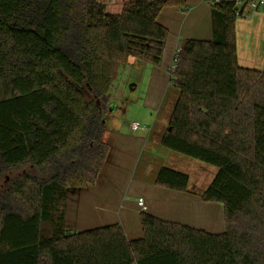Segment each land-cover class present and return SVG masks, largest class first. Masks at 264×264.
Segmentation results:
<instances>
[{
    "label": "trees",
    "instance_id": "trees-1",
    "mask_svg": "<svg viewBox=\"0 0 264 264\" xmlns=\"http://www.w3.org/2000/svg\"><path fill=\"white\" fill-rule=\"evenodd\" d=\"M166 7L187 5L135 1L111 15L98 0H0V264H264V71L239 65L227 2L211 6L213 40L175 55L179 95L161 138L219 169L201 198L223 205L225 231L142 213L139 240L119 224L65 234L68 190L95 185L108 158L120 68L162 63ZM155 184L186 192L190 177L162 167Z\"/></svg>",
    "mask_w": 264,
    "mask_h": 264
},
{
    "label": "crops",
    "instance_id": "crops-1",
    "mask_svg": "<svg viewBox=\"0 0 264 264\" xmlns=\"http://www.w3.org/2000/svg\"><path fill=\"white\" fill-rule=\"evenodd\" d=\"M98 1L106 14L113 15L120 14L127 3L144 0ZM185 1L186 8L166 7L158 16V23L169 32L161 65L156 67L130 58L128 64L120 68L119 77L110 92L111 102L115 107L111 112L117 111L125 103H135L134 97L125 98L122 95V86L125 84L126 88L130 87L131 91H135L140 85V77H143L141 86L147 87L142 108L145 109V99L148 97L150 100L157 97L154 101L158 108L166 99V91L172 86L169 70L181 43L186 40H213L211 5L207 0ZM236 39L239 65L264 71V10L238 18ZM122 75H125V81L117 86ZM152 89L157 93H151ZM145 113L147 114L146 109ZM136 121L139 122L136 118L121 119L112 117V114L106 117L109 130L105 139L110 146L108 158L95 185L68 190L65 234L70 236L119 224L129 241L139 240L143 237L142 213L212 234L223 233L224 207L219 203L202 200L204 192L201 188L206 182L204 178L195 185L194 190L190 189V184L186 192L155 184L158 171L164 167L162 164L176 162L182 166L185 162L178 157H172L170 162L156 159L160 157L154 152L161 151L159 142L163 135L160 136L157 132L155 134L157 122L155 121V125L148 120L145 122L143 117L141 121L148 125L149 130L134 131L132 123ZM144 158L148 160V166L145 173L138 176ZM140 199H143L145 209L140 206Z\"/></svg>",
    "mask_w": 264,
    "mask_h": 264
},
{
    "label": "rangeland",
    "instance_id": "rangeland-1",
    "mask_svg": "<svg viewBox=\"0 0 264 264\" xmlns=\"http://www.w3.org/2000/svg\"><path fill=\"white\" fill-rule=\"evenodd\" d=\"M172 63L173 62H171V66H172ZM119 74H120V70H119ZM142 80H143V77H140V82H139L140 85L138 86V88L135 91H131L132 89H130V87L126 88L125 84L122 86L123 87L122 92H121L122 95L125 98L134 97L135 103H125V105H122L117 111H115V112L110 111L109 115L112 114V117L113 116L114 117H121V119L123 118V119H129V120L136 118L141 123L142 126L146 125L145 123H143V121H141V118H143V117H144L145 122H146V120H148L150 123L154 124L156 121L157 123H156V127H155V134L157 132L161 136L168 129L170 116L172 114L175 103L178 99L179 92L174 87L170 86L169 90L166 91L167 93H165V94H167L166 99L164 100V102H162L160 105H158L159 106L158 108L155 107V101H154L157 97L154 98L153 100H150V97L146 98L145 99V102H146L145 109L147 112V114H146L145 109L142 108V106L144 103L143 99L145 98V95L147 93L146 92L147 87L141 86ZM122 81H125V75H122V77L119 78L117 86L119 84H121ZM168 85H170V84L168 83ZM150 92L151 93H157L153 89L150 90ZM157 96H158V94H157ZM160 142H159V145H160L159 149H161V151L160 152L159 151L154 152L160 158L156 157V159H160L162 161L164 160L166 162L169 160V162H170V160H172V157H178L185 162V164H183L182 166L176 162H173L170 165H169V163H167L168 165L162 164V166H164V167L170 166L171 168H173L177 171H180V172L187 174L190 177V184H191L190 189L191 190H194L195 185L197 183H199L201 181V179L204 178L206 182L202 185L201 190H203V192H205L208 189L211 182L216 177V175L218 174L219 169L215 166L206 164V163L201 162L199 160L192 159V158H189L187 156L173 152L171 150L165 149L164 147L161 146ZM147 161L148 160L147 159L145 160V158H144V163L142 164V167L138 170V176H141L142 174L145 173L147 166H148ZM15 174H16V172H13L12 174L10 172L7 173L6 174L7 181H10V179L13 178V176ZM6 177H5V179H6Z\"/></svg>",
    "mask_w": 264,
    "mask_h": 264
},
{
    "label": "built area",
    "instance_id": "built-area-1",
    "mask_svg": "<svg viewBox=\"0 0 264 264\" xmlns=\"http://www.w3.org/2000/svg\"><path fill=\"white\" fill-rule=\"evenodd\" d=\"M207 2L211 6L219 5L221 3H226V2L230 3L234 6V12L238 17H248L257 11L264 10V0H207ZM176 69H177V58L175 56L173 59L172 66L170 67L169 70L170 78L173 77V74L175 73ZM132 129L134 131H148L149 127L148 125L142 126L140 122L136 121L132 123ZM139 204L140 206H142L143 209H145L143 199L139 200Z\"/></svg>",
    "mask_w": 264,
    "mask_h": 264
},
{
    "label": "water",
    "instance_id": "water-1",
    "mask_svg": "<svg viewBox=\"0 0 264 264\" xmlns=\"http://www.w3.org/2000/svg\"><path fill=\"white\" fill-rule=\"evenodd\" d=\"M115 110V107L114 108H112L110 111H114Z\"/></svg>",
    "mask_w": 264,
    "mask_h": 264
}]
</instances>
